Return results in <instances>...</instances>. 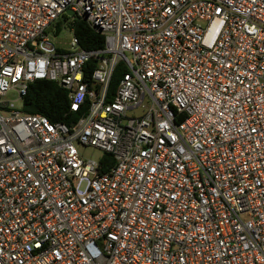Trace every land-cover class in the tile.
Masks as SVG:
<instances>
[{
  "label": "built area",
  "instance_id": "2783aa9c",
  "mask_svg": "<svg viewBox=\"0 0 264 264\" xmlns=\"http://www.w3.org/2000/svg\"><path fill=\"white\" fill-rule=\"evenodd\" d=\"M36 78L81 114L0 98V264H264V0H0V97Z\"/></svg>",
  "mask_w": 264,
  "mask_h": 264
},
{
  "label": "trees",
  "instance_id": "16d2710c",
  "mask_svg": "<svg viewBox=\"0 0 264 264\" xmlns=\"http://www.w3.org/2000/svg\"><path fill=\"white\" fill-rule=\"evenodd\" d=\"M72 26L81 47L87 50L103 47L102 33L93 30L84 19H75ZM87 65L93 66V63H87ZM124 70L121 65H117L114 68L112 79L108 86V99L112 97L117 81ZM21 102L20 109L22 112L44 115L51 122L71 125L81 114L80 110H70L67 93L63 88L55 82L43 78H36L28 83ZM103 161L109 164L112 159L108 155H103ZM103 170L102 168L101 171Z\"/></svg>",
  "mask_w": 264,
  "mask_h": 264
},
{
  "label": "rangeland",
  "instance_id": "374dc122",
  "mask_svg": "<svg viewBox=\"0 0 264 264\" xmlns=\"http://www.w3.org/2000/svg\"><path fill=\"white\" fill-rule=\"evenodd\" d=\"M67 16H61L58 21H57V26L53 27V32L49 34L50 38L56 37V38H62L64 36H69V31H67L68 27V23L65 22V20L67 19ZM2 100H6L9 103H12V105L15 108H20L22 102H21V98L18 97V94L15 90H8L4 95H2L0 97ZM142 104L145 107H148L149 105V98L148 96H146L143 100H142ZM143 109L139 106L137 108L134 109H130L127 111V114L129 116L131 115H140L143 113ZM6 112V111H4ZM78 150L81 152V154L83 155V157L85 158H93V159H97L101 156V151L95 147L89 146V145H81V144H76Z\"/></svg>",
  "mask_w": 264,
  "mask_h": 264
},
{
  "label": "water",
  "instance_id": "95a60500",
  "mask_svg": "<svg viewBox=\"0 0 264 264\" xmlns=\"http://www.w3.org/2000/svg\"><path fill=\"white\" fill-rule=\"evenodd\" d=\"M66 14H69V15H71L72 14V11H70V10H67L66 11ZM47 30H49L50 31V27H48V29Z\"/></svg>",
  "mask_w": 264,
  "mask_h": 264
}]
</instances>
